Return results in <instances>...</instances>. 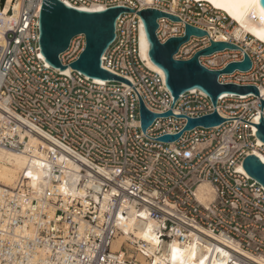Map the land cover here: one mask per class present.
I'll return each mask as SVG.
<instances>
[{"label":"built area","instance_id":"2783aa9c","mask_svg":"<svg viewBox=\"0 0 264 264\" xmlns=\"http://www.w3.org/2000/svg\"><path fill=\"white\" fill-rule=\"evenodd\" d=\"M43 1L0 8V147L24 153L45 171L36 184L21 171L15 187L0 192V264H163L174 243L225 264H264V187L239 169L255 150L264 163V142L253 125L260 110L264 115V43L250 34L236 37L230 15L205 1L62 0L87 11L133 9L117 18L102 56V67L128 82L92 78L70 66L85 48L84 34L59 55L69 72L46 61ZM146 8L181 19L158 18L161 42L183 36L186 23L208 32L192 35L176 59H190L212 40L238 45L199 62L219 70L248 53L249 70L221 74L219 81L255 85L260 96L224 93L215 107L195 89L174 103L163 70L141 54L139 12ZM140 98L150 111L173 115L157 117L144 132ZM215 109L227 121L196 126L175 141L158 139L181 131L186 117ZM201 185L210 189L204 197ZM131 219L135 230L153 224L152 251L126 231Z\"/></svg>","mask_w":264,"mask_h":264},{"label":"water","instance_id":"95a60500","mask_svg":"<svg viewBox=\"0 0 264 264\" xmlns=\"http://www.w3.org/2000/svg\"><path fill=\"white\" fill-rule=\"evenodd\" d=\"M4 2L5 0H1L0 8L4 6ZM261 5L264 6V0H261ZM125 11L132 12L133 9L114 5L103 10L87 11L69 6L62 0H44L39 16V34L41 51L46 61L53 67L66 69L59 55L68 49L75 36L84 34L86 38L85 48L70 66L92 78L128 82L102 67V56L116 36V20ZM139 15L142 18L149 44L148 54L152 62L163 70L167 87L174 97V103L182 94L195 89L207 94L215 107H217L219 97L224 93H253L260 96V90L255 85L223 84L219 81L221 74L232 73L237 69L249 70L252 66V60L248 53L244 54L242 61L231 62L219 70L209 69L199 62V57L202 55H210L226 48L240 49L238 45L212 40L210 46L197 51L190 59H176L174 55L184 43L190 40L192 35L203 37L207 36L208 32L186 23L183 36L170 37L166 42H161L156 35L159 27L158 18L165 16L174 21H181V19L155 8L143 9ZM261 109L264 110V98H261ZM170 115H173L171 109L162 114L150 111L140 98V116L144 132L157 117ZM178 116L185 117V115ZM186 118L187 123L181 131L175 134L162 135L158 139L166 142L175 141L185 131L196 126L213 127L227 121L216 109L201 117ZM253 125L258 129L256 136L264 142V115L261 114L259 123L255 122ZM243 167L249 176L264 187V163L256 154L247 155L243 160Z\"/></svg>","mask_w":264,"mask_h":264},{"label":"bare ground","instance_id":"6f19581e","mask_svg":"<svg viewBox=\"0 0 264 264\" xmlns=\"http://www.w3.org/2000/svg\"><path fill=\"white\" fill-rule=\"evenodd\" d=\"M16 1L17 0H5L4 10L7 11L11 3L15 4ZM145 1H147L148 3L152 2V0H145ZM197 1L208 2L212 4L214 7L230 15L233 21L236 22L232 30V33H234L236 37H243L245 34H250L252 37H255L257 40L264 43V40L260 38V33L264 31V21L260 19L258 14L255 16H246L243 19H237L232 12L226 10L225 8H220L216 6L217 3H221V4L226 3L227 0H197ZM140 49H141V54L143 55V57L149 60L148 58L149 44H148L143 26H141ZM149 63L152 67L157 68V69L159 68L152 61H149ZM69 71L70 69H66V72H69ZM261 114H262V111L260 110L258 114L256 115L255 121H258L260 119ZM254 131H256V129H254ZM259 142L262 143L260 139H259ZM254 153L261 155L258 150H255ZM239 169L243 171L244 173L248 174L246 170L244 169L243 165H240ZM21 171H23L26 174L28 172L32 173L31 176H29L28 174L27 175L31 177L33 184L38 183L39 180L42 181L44 174H45V171L43 168L30 164L29 160L27 159L24 153L0 147V192L4 188V186L15 187L16 181ZM205 188H207L208 191H210L208 185H201L200 192H201L202 197H204L203 191ZM152 227H153V224L149 223L143 229L138 228V230H135L134 220L131 219L128 223V227L126 228V231L129 232V229H132L136 233L137 236L148 241L149 244L147 247L150 251H152L153 245L156 242L153 236V233L151 232ZM145 237H147V239ZM124 238L125 236L118 237L113 243V249H118L121 241ZM174 248L180 250V252L183 254L185 258H190V253L194 251L191 248H184L181 245L174 243L169 249V251L164 253V257L161 259L163 264H178V261L173 262L171 258L172 251ZM195 254H196V260L195 262H193V264H199L200 260H203V264H225L224 260L212 259V255H210L207 251L200 252V253H197L195 251ZM139 259L141 261H144V257L141 255H139Z\"/></svg>","mask_w":264,"mask_h":264},{"label":"snow or ice","instance_id":"6c2138e0","mask_svg":"<svg viewBox=\"0 0 264 264\" xmlns=\"http://www.w3.org/2000/svg\"><path fill=\"white\" fill-rule=\"evenodd\" d=\"M217 7L225 8L232 12L237 19H243L246 16L259 15L260 19L264 21V6L261 5V0H227L226 3H217ZM260 38L264 40V31L260 33ZM36 163V161H34ZM29 176L31 172L27 173ZM147 239V237H145ZM158 242V241H157ZM172 260L178 264H193L196 260L195 251L190 253V258H185L178 249H173ZM199 264H203V260L199 261Z\"/></svg>","mask_w":264,"mask_h":264}]
</instances>
